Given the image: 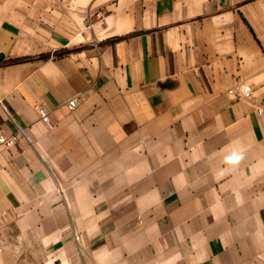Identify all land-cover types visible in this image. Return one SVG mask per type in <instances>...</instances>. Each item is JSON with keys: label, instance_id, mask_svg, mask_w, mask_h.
Segmentation results:
<instances>
[{"label": "crops", "instance_id": "crops-1", "mask_svg": "<svg viewBox=\"0 0 264 264\" xmlns=\"http://www.w3.org/2000/svg\"><path fill=\"white\" fill-rule=\"evenodd\" d=\"M258 108L264 0H0V264H264Z\"/></svg>", "mask_w": 264, "mask_h": 264}, {"label": "built area", "instance_id": "built-area-1", "mask_svg": "<svg viewBox=\"0 0 264 264\" xmlns=\"http://www.w3.org/2000/svg\"><path fill=\"white\" fill-rule=\"evenodd\" d=\"M228 93L230 95H235L237 97L240 98H249L252 95V89L251 86L246 83V82H241L238 83L232 87H230L228 89ZM67 105L70 108H73L76 105V97H73L71 99L68 100ZM37 109L42 117V119L44 120H48V116H47V110L42 106V105H37ZM262 108H258L257 112L259 114L262 113ZM15 136L11 135V136H4L2 133H0V143L3 144L4 146H11L15 143Z\"/></svg>", "mask_w": 264, "mask_h": 264}, {"label": "trees", "instance_id": "trees-1", "mask_svg": "<svg viewBox=\"0 0 264 264\" xmlns=\"http://www.w3.org/2000/svg\"><path fill=\"white\" fill-rule=\"evenodd\" d=\"M23 59H25V58H19V59L11 60V62H17V61H21Z\"/></svg>", "mask_w": 264, "mask_h": 264}]
</instances>
